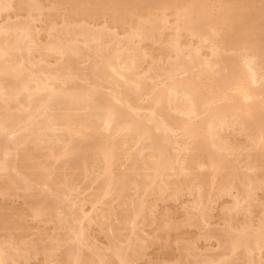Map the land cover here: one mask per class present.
<instances>
[{
  "label": "bare ground",
  "instance_id": "bare-ground-1",
  "mask_svg": "<svg viewBox=\"0 0 264 264\" xmlns=\"http://www.w3.org/2000/svg\"><path fill=\"white\" fill-rule=\"evenodd\" d=\"M0 264H264V0H0Z\"/></svg>",
  "mask_w": 264,
  "mask_h": 264
}]
</instances>
